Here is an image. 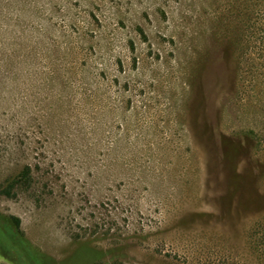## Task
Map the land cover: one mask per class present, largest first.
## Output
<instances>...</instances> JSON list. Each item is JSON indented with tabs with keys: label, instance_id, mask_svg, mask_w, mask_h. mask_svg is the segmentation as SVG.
Masks as SVG:
<instances>
[{
	"label": "rangeland",
	"instance_id": "374dc122",
	"mask_svg": "<svg viewBox=\"0 0 264 264\" xmlns=\"http://www.w3.org/2000/svg\"><path fill=\"white\" fill-rule=\"evenodd\" d=\"M0 221L42 264H264V0H0Z\"/></svg>",
	"mask_w": 264,
	"mask_h": 264
},
{
	"label": "trees",
	"instance_id": "16d2710c",
	"mask_svg": "<svg viewBox=\"0 0 264 264\" xmlns=\"http://www.w3.org/2000/svg\"><path fill=\"white\" fill-rule=\"evenodd\" d=\"M19 225V220H14ZM16 225L12 226L10 224L3 223L0 221V244L6 245L11 251L15 253V255H21L25 250H28L29 253L32 254V258L34 259L33 264H42V257L41 255L36 252L34 249H32L29 244L25 240L16 239L17 236L16 233H12V230L16 232ZM10 235V236H9ZM8 236V237H7ZM25 260H27V257H23ZM31 259V258H30ZM93 264H95L93 262Z\"/></svg>",
	"mask_w": 264,
	"mask_h": 264
}]
</instances>
